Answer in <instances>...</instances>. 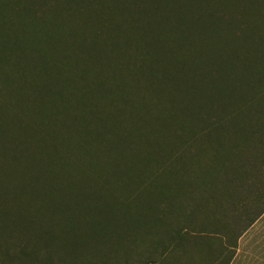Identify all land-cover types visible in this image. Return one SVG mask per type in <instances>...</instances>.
<instances>
[{
    "label": "trees",
    "instance_id": "obj_1",
    "mask_svg": "<svg viewBox=\"0 0 264 264\" xmlns=\"http://www.w3.org/2000/svg\"><path fill=\"white\" fill-rule=\"evenodd\" d=\"M262 138L264 0H0V264H231Z\"/></svg>",
    "mask_w": 264,
    "mask_h": 264
},
{
    "label": "rangeland",
    "instance_id": "obj_2",
    "mask_svg": "<svg viewBox=\"0 0 264 264\" xmlns=\"http://www.w3.org/2000/svg\"><path fill=\"white\" fill-rule=\"evenodd\" d=\"M259 146L264 149V138L260 140ZM262 185L264 186V181ZM257 187L259 188V193H261L263 188L261 185H257ZM247 202H249V199H247ZM263 226L264 216L260 219L258 225L254 226L252 229L250 228L248 233L241 238L233 264H264V260L257 257L261 250H257L258 246L254 245L259 239V236L264 234Z\"/></svg>",
    "mask_w": 264,
    "mask_h": 264
},
{
    "label": "crops",
    "instance_id": "obj_3",
    "mask_svg": "<svg viewBox=\"0 0 264 264\" xmlns=\"http://www.w3.org/2000/svg\"><path fill=\"white\" fill-rule=\"evenodd\" d=\"M239 208V212L243 217V220L241 222L243 230L237 240V247L231 264H233L235 260L241 238L248 233V230L250 228L252 229L254 226L258 225L260 219L264 216V190L261 192L259 202L254 204L246 203L239 206ZM262 228L264 231V226ZM254 245L258 246L257 250H261L257 257H260L261 260H264V234L259 236V239L255 242Z\"/></svg>",
    "mask_w": 264,
    "mask_h": 264
}]
</instances>
